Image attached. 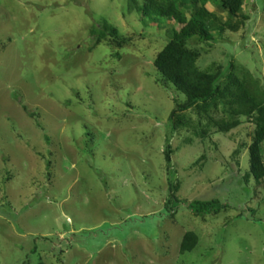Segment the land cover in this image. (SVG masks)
Listing matches in <instances>:
<instances>
[{
	"label": "rangeland",
	"instance_id": "374dc122",
	"mask_svg": "<svg viewBox=\"0 0 264 264\" xmlns=\"http://www.w3.org/2000/svg\"><path fill=\"white\" fill-rule=\"evenodd\" d=\"M218 7L206 6L226 22ZM241 16L239 32L190 48L202 71L249 74L264 101V0H244ZM105 23L128 44L110 33L98 43ZM161 23L126 0H0V264H264V179L249 176L256 123L171 133L185 99L153 64L173 25ZM212 117L227 118L221 106ZM168 142L187 202L173 215ZM195 200L230 209L195 218ZM187 232L199 245L181 254Z\"/></svg>",
	"mask_w": 264,
	"mask_h": 264
},
{
	"label": "trees",
	"instance_id": "16d2710c",
	"mask_svg": "<svg viewBox=\"0 0 264 264\" xmlns=\"http://www.w3.org/2000/svg\"><path fill=\"white\" fill-rule=\"evenodd\" d=\"M126 1L130 14H141L148 21L159 23V25H162V19L173 23L169 41L153 62L155 69L162 75V86L165 89L172 86L185 99L182 104L176 103V107L168 118L167 126L171 129V133L190 126L198 127L203 120H207L206 129L214 127L219 133L227 134L240 126V119L236 120L237 118L253 120L256 123V130L252 145L249 147L251 170L249 176L254 177L257 182L263 180L264 159L261 149L264 143V101L259 99L260 88L249 79V74L240 78L233 70L229 72L233 66L224 71L221 67H217L214 72L200 70L197 65L200 54L190 48L220 40L223 42V35L226 32H239L248 20L241 16L244 0H190L189 6L185 0L184 2L178 0ZM210 3L217 4L221 12L227 13L226 22L208 11L206 6ZM177 26L180 30H177ZM92 33H95L94 30ZM107 33H110L114 43L120 48L128 44L127 40L118 39L117 30L106 23L103 25L100 36H97L98 43H101L102 39H107ZM215 33L218 34V38ZM220 106L227 118L216 121L212 113H216ZM189 112L196 113V123L191 116L186 115ZM206 129L198 135L205 136ZM164 156L169 185L165 209L170 210L173 215L178 207L187 202L179 201L176 197L179 184L172 167V149L169 142ZM188 209L195 218L204 220L230 208L218 200H195L188 203ZM198 245V235L187 232L180 243V252L181 254L191 253Z\"/></svg>",
	"mask_w": 264,
	"mask_h": 264
}]
</instances>
